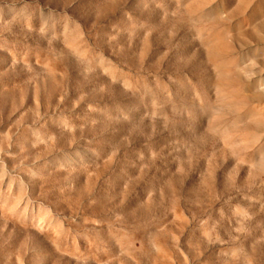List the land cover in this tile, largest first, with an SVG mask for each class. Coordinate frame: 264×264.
<instances>
[{"label": "rangeland", "instance_id": "rangeland-1", "mask_svg": "<svg viewBox=\"0 0 264 264\" xmlns=\"http://www.w3.org/2000/svg\"><path fill=\"white\" fill-rule=\"evenodd\" d=\"M0 264H264V0H0Z\"/></svg>", "mask_w": 264, "mask_h": 264}]
</instances>
